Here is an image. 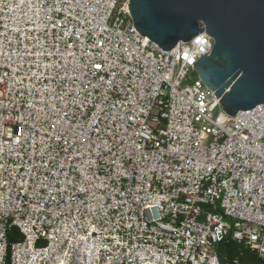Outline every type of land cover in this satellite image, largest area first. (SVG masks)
<instances>
[{
  "label": "built area",
  "instance_id": "built-area-1",
  "mask_svg": "<svg viewBox=\"0 0 264 264\" xmlns=\"http://www.w3.org/2000/svg\"><path fill=\"white\" fill-rule=\"evenodd\" d=\"M117 4L0 0V264H264V105L187 84L206 30L167 52Z\"/></svg>",
  "mask_w": 264,
  "mask_h": 264
},
{
  "label": "water",
  "instance_id": "water-1",
  "mask_svg": "<svg viewBox=\"0 0 264 264\" xmlns=\"http://www.w3.org/2000/svg\"><path fill=\"white\" fill-rule=\"evenodd\" d=\"M138 32L167 52L207 31L198 78L235 117L264 105V0H128Z\"/></svg>",
  "mask_w": 264,
  "mask_h": 264
},
{
  "label": "trees",
  "instance_id": "trees-1",
  "mask_svg": "<svg viewBox=\"0 0 264 264\" xmlns=\"http://www.w3.org/2000/svg\"><path fill=\"white\" fill-rule=\"evenodd\" d=\"M19 239H20L19 232L12 230L9 237L10 243H13L14 241H17ZM219 253L221 254V256L228 255L230 259H234L238 257L243 263L256 262L258 260L243 245L232 241L225 244H221L219 246Z\"/></svg>",
  "mask_w": 264,
  "mask_h": 264
},
{
  "label": "rangeland",
  "instance_id": "rangeland-1",
  "mask_svg": "<svg viewBox=\"0 0 264 264\" xmlns=\"http://www.w3.org/2000/svg\"><path fill=\"white\" fill-rule=\"evenodd\" d=\"M124 1H126V0H118V4H117L118 7H120ZM197 79H198V75H197L196 73H192V74L190 75V77H189V81H188L187 84H192V83H194V81L197 80ZM218 112H219V110L216 111V113H218Z\"/></svg>",
  "mask_w": 264,
  "mask_h": 264
}]
</instances>
